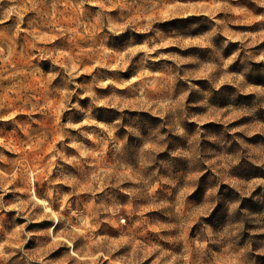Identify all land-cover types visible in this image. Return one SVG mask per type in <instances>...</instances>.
<instances>
[{"label": "rangeland", "instance_id": "1", "mask_svg": "<svg viewBox=\"0 0 264 264\" xmlns=\"http://www.w3.org/2000/svg\"><path fill=\"white\" fill-rule=\"evenodd\" d=\"M0 264H264V0H0Z\"/></svg>", "mask_w": 264, "mask_h": 264}]
</instances>
